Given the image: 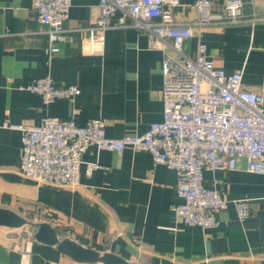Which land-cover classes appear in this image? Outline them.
Wrapping results in <instances>:
<instances>
[{
	"label": "crops",
	"instance_id": "0c3cea01",
	"mask_svg": "<svg viewBox=\"0 0 264 264\" xmlns=\"http://www.w3.org/2000/svg\"><path fill=\"white\" fill-rule=\"evenodd\" d=\"M197 0H180L179 22L195 21ZM246 21L209 27L185 44L194 58L199 42L217 67L241 72L243 87L264 96V0H242ZM34 0H0V126L38 125L47 117L106 122L111 138L146 133L164 113V53L148 48L146 32L115 27L104 33L102 55L83 52L89 28L100 17V0H71L65 22L73 43L46 54L47 25L38 22ZM115 20V23L117 22ZM50 76L59 87L77 86L72 100L45 104L26 90L35 79ZM22 132L2 129L0 138V207L35 222L54 226L61 237L125 257L133 264H264V176L247 171L241 159L231 172L207 171L205 184L223 194L228 208L211 230L187 226L174 215L179 202L178 175L155 165L150 154L128 147L122 154L92 147L84 155L77 188L40 186L21 174ZM88 163L102 168L87 172ZM249 199L251 216L241 221L235 201ZM31 230V231H30ZM35 230L0 227V264H89L37 242Z\"/></svg>",
	"mask_w": 264,
	"mask_h": 264
},
{
	"label": "built area",
	"instance_id": "2783aa9c",
	"mask_svg": "<svg viewBox=\"0 0 264 264\" xmlns=\"http://www.w3.org/2000/svg\"><path fill=\"white\" fill-rule=\"evenodd\" d=\"M180 0H100V17L89 28L83 52L102 55L104 33L115 27H134L148 35V48L161 50L164 113L161 122L151 124L144 134L111 138L106 122L90 119L80 125L73 120L47 117L38 125H16L6 120L2 129L22 132L21 174L40 186L75 189L80 184L83 157L90 148L122 154L128 147L151 155L178 175L175 217L187 226L211 230L229 201L205 184L207 171L231 172L239 160L247 171L264 176V96L243 87V74H228L217 67L199 42L194 58L184 53L185 44L196 32L214 26L246 21L242 0H197V19L179 22L174 11ZM71 0H34L38 22L48 26L46 54L59 53L60 45L73 43L65 22ZM117 22L115 23V20ZM26 90L45 104L72 100L80 95L77 86L59 87L50 76L35 79ZM102 168L88 163L87 172ZM239 220L252 214L249 199L234 202Z\"/></svg>",
	"mask_w": 264,
	"mask_h": 264
},
{
	"label": "water",
	"instance_id": "95a60500",
	"mask_svg": "<svg viewBox=\"0 0 264 264\" xmlns=\"http://www.w3.org/2000/svg\"><path fill=\"white\" fill-rule=\"evenodd\" d=\"M0 227L10 230L31 228L35 230L34 239L42 244L55 247L60 253L80 263L89 264H133L125 257L100 252L88 248L70 237H61L58 231L47 222H35L16 211L0 207Z\"/></svg>",
	"mask_w": 264,
	"mask_h": 264
},
{
	"label": "rangeland",
	"instance_id": "374dc122",
	"mask_svg": "<svg viewBox=\"0 0 264 264\" xmlns=\"http://www.w3.org/2000/svg\"><path fill=\"white\" fill-rule=\"evenodd\" d=\"M31 231V230H30Z\"/></svg>",
	"mask_w": 264,
	"mask_h": 264
}]
</instances>
